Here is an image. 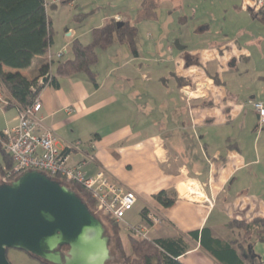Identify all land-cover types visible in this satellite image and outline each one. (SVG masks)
<instances>
[{"label": "crops", "instance_id": "crops-1", "mask_svg": "<svg viewBox=\"0 0 264 264\" xmlns=\"http://www.w3.org/2000/svg\"><path fill=\"white\" fill-rule=\"evenodd\" d=\"M193 1L196 0H45L52 42L45 55L34 57L31 66L20 73L28 78L36 76L39 68L49 62L48 57L59 52L64 53L60 61L70 60L71 43L78 40L88 45L92 30L109 20L134 26L137 31L135 53L126 43L119 42L103 50L97 49V62L92 67L97 86L82 75L56 76V86L46 83L45 77L39 79V83L45 80V85L36 97L41 102L37 119L43 128L55 133L59 150L75 142L81 143L70 153L69 166H79L88 178L103 172L109 181L135 194L138 213L147 209V214L145 217L140 214L137 224L124 218L126 224L148 225L150 239L182 236L188 249L177 258L181 264H225L230 256L227 245L242 234L236 228H229V223L264 219V203L256 201L259 195L264 197V185L259 187L257 182L259 151L252 149L242 154L236 143L239 136L235 132L232 134L234 130L230 129L238 122L239 113L233 106L225 105L222 111L219 100L216 97L210 99L213 86L225 88L217 72L198 74L200 77L191 81L189 76L194 72L190 62L184 64L181 57H174L168 45L163 48L162 28L173 22L172 12L188 10ZM197 2L201 4L200 0ZM249 3L246 0V5ZM160 11L161 25L157 13ZM252 11H255L254 7L248 9V16L254 19ZM81 16L84 19L78 23ZM179 21L187 23L188 18L182 15ZM201 21L204 25L208 23L205 16ZM145 26L155 30L156 34L146 33L142 37L140 28L143 30ZM224 38H228L227 34ZM115 44H120L119 48L126 44L131 56L120 53L118 48L112 51ZM136 44L140 48H136ZM178 46L180 50L174 46L177 51L185 49L179 43ZM216 46L220 43H208L210 61L215 59L212 51ZM218 55L221 63L229 65L230 71H237L240 62L250 60L243 54L225 57L220 50ZM162 61L172 64L171 69L162 66ZM54 62L57 61L54 59ZM49 75H55V64L50 66ZM196 84L205 88V98L180 100L179 89ZM171 88L174 94L169 91ZM226 94L232 95L233 91L225 89ZM251 100V103L264 104L256 96ZM10 109L15 108H4L0 113ZM65 109L72 112L68 114ZM252 113L257 120V129L258 118L254 111ZM247 120L246 117L238 122V131H244V135L255 141L258 133L251 134L252 123ZM16 122L17 115L12 119L13 124L1 131ZM232 140L235 143L229 149ZM235 183L246 184V188L231 191ZM193 185L199 192L197 200L191 190ZM247 187H252L253 192L241 195L247 192ZM163 191L176 193L173 206L163 208L154 200L153 197ZM257 191H260L259 195ZM216 209V215L212 217ZM120 226L123 229V225ZM203 229L206 231L201 245ZM190 232H197V238L190 237ZM246 242L240 245L242 249H235L234 264H247L249 253L264 262V243L254 237ZM207 249L222 255L226 262L215 259Z\"/></svg>", "mask_w": 264, "mask_h": 264}, {"label": "trees", "instance_id": "trees-1", "mask_svg": "<svg viewBox=\"0 0 264 264\" xmlns=\"http://www.w3.org/2000/svg\"><path fill=\"white\" fill-rule=\"evenodd\" d=\"M46 8L45 0H0V84L10 97L6 109L25 108L31 105L45 85V83H39V79H43L45 76H47L45 78L46 83L49 82L53 86H56V76L73 77L78 75L84 76L94 86H97L92 71V67L97 62V49L103 50L114 42H119L126 43L132 52H136V28L127 22L117 28V22L109 20L102 27L92 30V39L88 45H83L78 40L71 43L72 58L70 60H57L56 63L54 61L47 62L39 68L36 76L25 77L20 71L28 69L34 57L45 55L52 42L53 32ZM251 16L264 25L263 9L256 12L252 11ZM83 19L84 16H81L77 22H82ZM53 64H55V75L51 77L49 70ZM2 142L3 134L0 130V184L11 183L19 176L18 174L7 177L13 165L11 157L3 149ZM46 176L69 187L86 204L89 211L94 212L95 202L87 190L76 183H67L58 176ZM153 198L161 207L169 208L176 202L177 195L175 192L163 191ZM140 214L145 217L147 209H143ZM103 218L106 219L112 230L113 239H109L114 243L121 264H181L177 258L188 249L182 236L166 239H142L126 233L124 238L120 224L108 217ZM229 228H236L242 231V234L227 245L230 256L227 258L229 261L227 260L225 264H229L228 262L230 264L235 263L237 257L235 249H242L240 245L247 243L248 238L254 237L259 242L264 243V219L256 218L251 222L234 220L229 223ZM205 231L206 229H203L200 234L201 245L204 244L202 237ZM188 235L197 238V232H190ZM124 240L130 248L128 254L125 253ZM213 241L220 243L218 239H213ZM207 251L218 261H224L223 256L219 253L210 249ZM31 258L41 264H47ZM247 261V264H264L258 256L251 253L247 255Z\"/></svg>", "mask_w": 264, "mask_h": 264}, {"label": "rangeland", "instance_id": "rangeland-1", "mask_svg": "<svg viewBox=\"0 0 264 264\" xmlns=\"http://www.w3.org/2000/svg\"><path fill=\"white\" fill-rule=\"evenodd\" d=\"M249 2L250 3L246 5V0H206L205 2L200 0L201 4H198L196 0L193 1L192 6L190 5V7H188V10L184 9V11H179L176 9L171 15V20L173 22L167 24L165 28H162L164 31L163 43H165L163 44V48L168 45L172 49L171 54L174 57L177 55L181 57V62L184 64L185 62H190L194 72L192 76H189L191 81L197 80L200 77L197 76L198 74L204 76V73L207 71L217 72L225 88L213 86L214 92L211 94L210 99L214 100L212 97H216L220 102L219 107L222 111L224 105L226 107L233 106L239 113L238 122L243 120V118L245 120L247 117V123H252L251 134L256 135L258 133L256 135L257 138L253 141L251 136L243 134L244 131H238V122L234 123L232 128H230L234 130L232 134L236 133V135L239 136V139H236V143L242 154H244V152L248 153V151L252 149L259 151L260 160L258 163L260 169L256 174L258 177V186L260 187L264 185V124L255 129L257 120L252 113L253 109L251 110V97L256 96V98H260L264 101V25L250 18L248 16V9L254 7V10L257 11L259 7H262L264 11V0H249ZM259 2L261 3L259 4ZM250 4H254V6L250 7ZM157 13L160 20L162 13L161 11ZM182 15L188 18L187 23L182 24L179 21ZM204 16L207 18V25L201 24V20H203ZM162 23L163 21L160 20L159 24L161 25ZM233 26L235 27L234 29H232ZM140 30V35L142 37H144L146 33L156 34V31L150 29L149 26H145L143 30L140 28ZM225 34H227L228 37L226 39L224 38ZM140 35H138V37H140ZM138 37L136 42L138 41ZM176 41H178L180 46H184L185 49L177 51L174 48V42ZM211 42L220 43V46L214 47L212 51L214 52L215 58L213 61L209 60L207 53V50L209 52V48L207 47L208 43ZM136 45V48H140V45ZM120 46V44H115L111 50L114 51V49L118 48L120 49V53H129L131 56L126 44H124L122 48H119ZM225 47L226 49H224ZM219 50L225 57H227L228 54L232 56L243 54L249 56L250 60L248 63L240 62L236 67L237 71H230L228 64L221 63L220 56L218 55ZM141 52L144 55V48L141 49ZM98 53H100L102 57L103 54H101L100 51H98ZM166 55L167 53L165 52L163 57L165 58ZM57 60L59 59H55V61ZM100 63H102V59ZM171 65L172 64L169 65L168 62L162 61V66L167 69H171ZM258 77H261L260 80ZM225 89H228L229 92L232 90L233 94L225 95ZM4 91L5 95L8 97L5 89ZM169 91L174 94L172 88L169 89ZM15 115H17L15 109L4 111L3 114L0 113V130L5 126H11V124H13L12 119ZM252 141L253 143H251ZM233 143H235L234 140L229 142V144L232 145L227 144L229 145V149L234 146ZM231 151H235V149ZM244 186L246 188V184L241 186L235 183L231 191L238 192L243 189ZM245 190L246 189L243 191ZM259 190H261V188H259ZM252 192V187L249 189L247 187V192L241 195L251 194ZM259 192L257 193L258 195ZM190 198L191 197H189V199ZM197 199L198 197L194 200ZM256 201H260V204H262V202L264 203V197L259 195ZM216 211L217 209L212 217L216 215ZM92 213L103 222L106 234L109 238L113 239L112 230L107 224L106 219L94 212ZM125 215L124 218L126 221L128 220L131 223L137 224L140 221L138 205H135L131 211L127 212ZM122 225L124 228L125 225ZM122 233L125 238V233ZM124 243L125 253L128 254L130 253V248L125 240ZM114 247V243L110 241V260L107 264H121V259ZM6 256L10 264H41L25 253L16 250H8Z\"/></svg>", "mask_w": 264, "mask_h": 264}, {"label": "water", "instance_id": "water-1", "mask_svg": "<svg viewBox=\"0 0 264 264\" xmlns=\"http://www.w3.org/2000/svg\"><path fill=\"white\" fill-rule=\"evenodd\" d=\"M109 245L104 224L66 185L38 171L0 184V264H10L8 250L47 264H107Z\"/></svg>", "mask_w": 264, "mask_h": 264}, {"label": "built area", "instance_id": "built-area-1", "mask_svg": "<svg viewBox=\"0 0 264 264\" xmlns=\"http://www.w3.org/2000/svg\"><path fill=\"white\" fill-rule=\"evenodd\" d=\"M261 2H259L260 4ZM118 20V19H117ZM63 52L48 57V61L60 59ZM47 76H45L46 78ZM180 100L188 102L195 98H205V88L201 85L181 87ZM9 98L5 95L0 84V110L8 106ZM252 109L258 118V127L264 124V104L253 102ZM17 122L10 128L2 131L3 149L12 160V169L7 174L20 175L26 171H38L50 176H58L67 183H76L90 193L95 202L94 213L108 217L115 223L124 224V232L142 239H148L150 228L148 225H128L124 217L136 204L137 197L134 193L125 190L122 186L109 181L103 172L94 177H85L79 166H69L70 153L77 149L81 143L75 142L67 145L64 150L56 147L57 137L51 129L43 128L37 119L41 110V102L35 99L25 108H15ZM71 113V109H65ZM38 126L40 128H38Z\"/></svg>", "mask_w": 264, "mask_h": 264}, {"label": "bare ground", "instance_id": "bare-ground-1", "mask_svg": "<svg viewBox=\"0 0 264 264\" xmlns=\"http://www.w3.org/2000/svg\"><path fill=\"white\" fill-rule=\"evenodd\" d=\"M191 190H193V196H195V198L198 196V191H197V188L193 185L191 186ZM198 192V193H197Z\"/></svg>", "mask_w": 264, "mask_h": 264}]
</instances>
